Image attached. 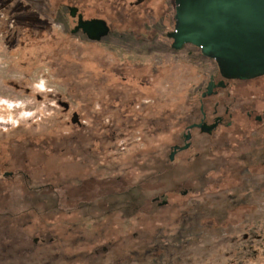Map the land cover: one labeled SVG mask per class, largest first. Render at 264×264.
Returning a JSON list of instances; mask_svg holds the SVG:
<instances>
[{
    "label": "rangeland",
    "instance_id": "obj_1",
    "mask_svg": "<svg viewBox=\"0 0 264 264\" xmlns=\"http://www.w3.org/2000/svg\"><path fill=\"white\" fill-rule=\"evenodd\" d=\"M134 1L0 0V264H264V76L170 161L215 61L171 49L174 0Z\"/></svg>",
    "mask_w": 264,
    "mask_h": 264
},
{
    "label": "water",
    "instance_id": "obj_2",
    "mask_svg": "<svg viewBox=\"0 0 264 264\" xmlns=\"http://www.w3.org/2000/svg\"><path fill=\"white\" fill-rule=\"evenodd\" d=\"M174 4V31L168 35L173 50L186 44L196 47L204 57L215 61L226 80L248 81L264 76V0H174ZM67 10L72 19L77 18L71 34L80 31L91 42L109 35L106 21L84 20L76 7L69 6ZM212 90L210 83L202 97L210 96ZM60 106L64 110L69 108L66 103ZM79 120L74 113L71 122L79 124ZM216 127L217 123L209 126L202 122L188 129L199 128L211 134ZM188 140L189 133L185 136V141ZM188 147L189 144L174 147L169 160H173L178 150Z\"/></svg>",
    "mask_w": 264,
    "mask_h": 264
},
{
    "label": "flooded vegetation",
    "instance_id": "obj_3",
    "mask_svg": "<svg viewBox=\"0 0 264 264\" xmlns=\"http://www.w3.org/2000/svg\"><path fill=\"white\" fill-rule=\"evenodd\" d=\"M132 4L133 5L135 4L134 6H136L137 9H140V8L142 9L144 7L143 4H146V0H135L133 3H131V5ZM140 5H143V7L142 6L138 7ZM173 11H174L173 15H172V25H173V27H172V30L170 31V33L174 31L175 8H173ZM78 13H80L79 8H78ZM83 19L84 20H88V19H86L84 17H83ZM152 19H153V17L150 16L148 18L147 22L150 23ZM73 21H74V24H76L77 23V18L73 19ZM157 26H156V24H155V26L153 24H152V26L148 25L147 28H149V29L151 28L153 30V32L151 31V29H150V31L152 32L151 34H150V32H147V31L138 32V36L140 38H141V36L144 37V38H141V39L146 40V41H149V40L152 41V39L154 40V38H156L154 36H157V32H158L157 31V28H158ZM109 28H110V32H109V34H110L111 33V27L109 26ZM78 33L82 34L80 31ZM170 33H168V35ZM118 35H119V37L123 38V34H118ZM131 35H134V34L131 33ZM168 35H167V38L170 40V45L169 46H171L172 40L168 37ZM164 36H165V33H164ZM105 38H103V39H105ZM193 47L194 46H192V45L186 44V45H183L182 48H180L179 50H175V51L182 52V55L185 54V56L186 55L188 56V55L191 54V51L189 49L193 48ZM212 61L214 62V60H212ZM211 74L212 75H209V77H208L207 86L210 83H213L212 94L210 96H208V97H205L204 99L212 98V99L215 100L213 102L214 104L212 106V109H213L212 114H211V116H208V114L206 112V110H207L206 108L207 107L204 105V102H203V99H202L200 104H199V112H200L201 117L199 118V120H197L196 122L190 124L189 126L197 125V124H200V123L203 122V123H205V124H207L209 126L217 123V127L212 131L211 134L203 133V132L200 131L199 128H193L191 130L186 129L185 133L182 134L181 143L179 145H177L179 147H182L184 144H186L184 142V138L183 137H185L189 133L190 134V141H189V147H188V149L186 151L191 149V147L193 146V140H194V133L195 132H197L200 135V137H204V136L212 137L215 134H221L224 130H226V128H230L232 126V124H233V121H234V123H236L237 120L240 121V119H241V118H239L240 116H238L236 113L230 112V109H233L232 107H233V104L235 103V100H236V98L233 95L235 93H237L238 83H243V82L239 81V80H226V79H223L221 77V75H220V72H219V69H218L216 63L213 64L212 73ZM201 108H202V111H201ZM222 108L224 109V115L220 113ZM258 117H259V115L254 113L253 110L245 112V118H247L249 121L253 122V120L254 121L257 120V122H261L262 119L260 117H259L260 119H258ZM189 126H187V128ZM174 147H176V146H174ZM178 152L179 151H177V153ZM4 177H6V176H4ZM34 243H36V242L34 241Z\"/></svg>",
    "mask_w": 264,
    "mask_h": 264
},
{
    "label": "trees",
    "instance_id": "obj_4",
    "mask_svg": "<svg viewBox=\"0 0 264 264\" xmlns=\"http://www.w3.org/2000/svg\"><path fill=\"white\" fill-rule=\"evenodd\" d=\"M157 175H160V173H159V174H157Z\"/></svg>",
    "mask_w": 264,
    "mask_h": 264
}]
</instances>
